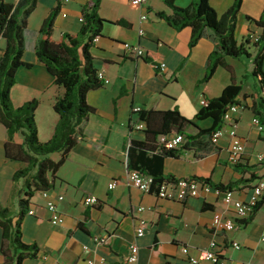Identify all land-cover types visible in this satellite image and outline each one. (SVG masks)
<instances>
[{"label":"crops","instance_id":"1","mask_svg":"<svg viewBox=\"0 0 264 264\" xmlns=\"http://www.w3.org/2000/svg\"><path fill=\"white\" fill-rule=\"evenodd\" d=\"M6 1L12 3V0ZM56 1L61 6L54 20L52 39L57 41L63 34L79 32L81 7L90 0H38L24 32L22 60L31 68L17 70L10 91L14 107L32 99L39 101L34 119L41 143L53 134L58 116L52 105L62 94V89L53 85V79L37 60L34 47L41 23ZM172 1L178 8H188L191 4V0ZM233 2L208 0L217 15L224 13ZM263 8L264 0H241L236 16L234 39L240 44L248 38L251 55L255 50L251 44L260 30L246 17L258 19ZM157 13L169 15L171 10L162 0H146L142 7L132 6L129 0L100 1L98 16L105 23L101 36L91 48V55L95 70L102 72L109 83L87 93L86 102L94 113L82 126V138L56 172L53 187L48 191L51 199L62 197L56 209L63 223L50 224L40 193L30 201L29 210L33 213L26 214L22 220V241L26 245H36L38 253L35 259L24 260L22 264H124L131 243L138 247V264H188V258L206 251L211 241L222 247L226 264H264V244L259 241L264 233V198L250 223L236 224L232 232L215 233L210 228L213 215L232 218V211L222 202V193L212 187L209 194L177 202L141 193L127 183L125 146L128 139L143 140L142 130L134 127L128 132L130 111L134 108L176 109L184 118L192 120L202 107V100L217 98L231 78L241 84L242 75L252 70L251 59L228 58L226 63L231 73L218 67L207 82L196 85L204 77L206 60L214 47L210 32L206 31L189 49L190 29L175 31L157 18ZM143 14L147 20L140 22ZM117 21H123L128 27L115 24ZM139 29L143 31L142 36L138 35ZM123 44L138 46L144 53H154L160 72H155L142 59L128 57ZM4 47V41L0 40V56ZM262 68L264 71V61ZM241 87V94L248 98L243 101L240 94L237 101L247 108L232 115L236 136L244 147L241 163L235 167L227 163L229 125H224V134L208 152L196 157V153L189 150L177 158L164 159V177L171 176L176 180L203 178L222 185L238 183L231 189L232 197L243 203L249 201L253 187L264 181V124L260 131L251 124L253 115L249 107L254 98L243 90L242 84ZM131 120L136 121V114ZM193 122L202 130L212 124L210 119ZM188 132L196 130L191 128ZM6 137V130L0 124V206L16 214V193L23 185L21 180L13 181L12 176L25 165L5 158ZM12 142L21 144L18 136H14ZM257 155L263 156L262 162L256 160ZM49 158L57 161L59 154H51ZM111 182L116 185L109 190ZM86 197L96 198L99 204L86 206L83 202ZM140 207L144 210L138 211ZM138 220H144L146 224L143 236L135 239ZM79 222L83 224V230L78 228ZM94 238H106V243H95ZM1 242L0 229V247ZM233 242L240 245L239 250L232 248ZM0 264H3L1 253ZM200 264L212 263L202 261Z\"/></svg>","mask_w":264,"mask_h":264},{"label":"trees","instance_id":"2","mask_svg":"<svg viewBox=\"0 0 264 264\" xmlns=\"http://www.w3.org/2000/svg\"><path fill=\"white\" fill-rule=\"evenodd\" d=\"M38 0H19L14 5L6 0H0V40L5 43L0 56V124L6 130L4 155L7 160L20 162L25 166L14 172L13 181H22L23 189L16 193L18 212L10 213L0 206V229L2 242L0 253L3 264H22L24 260L35 259L38 249L36 245H26L22 241L21 223L29 211L30 201L36 193L52 189L56 172L65 162L71 149L82 138V126L94 110L87 104L88 92L101 88L103 85L97 79V71L93 66L91 48L95 38L101 36L104 20L98 16L101 0H90L81 7V27L76 35L63 34L57 41L52 39L54 20L60 11V3L51 8L41 23L34 47L37 60L43 65L47 74L53 79V85L62 89V94L54 100L52 109L58 116L51 138L41 143L38 140L34 112L39 105L37 99L14 107L10 99L11 88L15 84V74L19 68H31L22 60L24 52V32L27 19L35 10ZM171 10L169 15L157 13V18L163 20L175 31L190 29L188 48L192 49L198 40L210 32L213 40V50L208 55L204 77L196 85L207 82L218 67L231 73L226 59H251L253 85L256 98L249 110L264 124V8L258 19L246 17V20L257 27L260 32L252 42L254 54L248 52L249 39L237 44L234 39L236 16L241 0H234L232 5L221 15L210 7L208 0H191L188 8H178L172 0H162ZM115 24L128 27L123 21ZM150 64L155 72H160L156 63V55L146 51L141 57ZM245 78V76H243ZM242 91L241 84H236L231 78L217 98L204 99L202 106L192 120L184 118L176 109L167 111L139 110L136 121L130 111L128 132L138 124H143V140L128 139L125 146L126 171H136L142 176L152 179L150 192L163 182L172 183L176 179L162 174V164L166 158H177L183 151H194L196 157L209 151L213 134L223 128V115L230 105H237L245 110L247 107L237 101ZM245 101L248 96L241 94ZM210 119L212 124L208 129H198L193 121ZM196 132L190 133L189 129ZM171 135H181L182 143L176 149H168L158 139ZM18 136L20 145L12 142ZM57 153L59 159L53 161L49 155ZM202 181L216 192L231 191L238 183L226 185L214 184L210 179L191 178ZM264 196L252 207L250 214L243 220L235 221L237 225L250 223L255 213L263 203ZM86 216H84L85 220ZM83 230V224L78 223Z\"/></svg>","mask_w":264,"mask_h":264},{"label":"built area","instance_id":"3","mask_svg":"<svg viewBox=\"0 0 264 264\" xmlns=\"http://www.w3.org/2000/svg\"><path fill=\"white\" fill-rule=\"evenodd\" d=\"M66 2L67 0H62ZM19 0H12V3L16 5ZM129 3L134 7H142L146 0H129ZM140 22H145L147 17L145 14L141 15L139 18ZM138 35L142 36V29L138 30ZM98 38H95V42ZM126 55L132 59H140L143 57L144 52L138 46H132L129 44L122 45ZM97 79L101 82L103 86L108 85L109 81L103 76V73L97 71ZM207 103L205 100L201 101V106H205ZM133 113L139 111V109H133ZM238 111H242V108L237 105H230L223 115V125H229V129L227 134L230 138V142L228 144V156L227 163L235 167L239 165L242 161V155L244 153V147L241 143L240 139L237 138L235 132V121L232 118V115L237 113ZM251 124L256 127L258 131L261 130V123L258 118L253 116L251 120ZM137 129L142 130L143 124L138 123L135 126ZM224 134L223 128L217 130L212 136V143H215L222 135ZM160 143H163L164 146L168 149H176L183 141V137L181 135H171L167 137H160L158 139ZM256 160L258 162L263 161L262 155H257ZM152 179L150 177L142 176L139 172L131 171L127 174V183L129 186L137 189L141 193L144 194H152L156 198L160 200H169V201H177L183 202L189 198H196L203 194H209L212 188L202 182L195 179H177L175 182L166 183L163 182L158 187L155 188L154 192H150V184ZM115 182H111L108 185V189L112 190L115 188ZM264 194V181H259L252 189L251 196L247 203H243L237 199L232 197L231 191H225L222 193V202L226 207H228L232 211V218H222L219 214H214L212 217V221L210 224V228L215 233H227L232 232L236 229L237 225L235 221H240L245 219L250 212L252 211V207L259 201V199ZM41 197L45 201V209L49 214V222L52 226H57L63 223L62 216L58 213L56 209V204L58 201L62 200L61 196L56 197L55 199H51L48 195V191L41 192ZM86 206H97L99 203L94 197H86L83 200ZM144 208H138V211H142ZM32 211L29 210L27 212L28 215H32ZM144 220H138V226L135 230V239H139L144 234L145 227ZM259 241L264 244V233L260 235ZM93 242L99 244H105L106 238H94ZM232 248L235 250L240 249V245L236 242L230 244ZM182 253H186V249H182ZM202 261H208L212 264H226L222 258V247L219 246L215 241H211L209 243V248L206 251L200 252L196 257L188 258V264H200ZM91 264V263H90ZM105 264V263H102ZM124 264H138V247L135 243H131L128 246V254L124 259Z\"/></svg>","mask_w":264,"mask_h":264},{"label":"rangeland","instance_id":"4","mask_svg":"<svg viewBox=\"0 0 264 264\" xmlns=\"http://www.w3.org/2000/svg\"><path fill=\"white\" fill-rule=\"evenodd\" d=\"M8 1H11V0H8ZM38 15V14H37ZM36 15V16H37ZM35 16V17H36ZM38 17V16H37ZM36 19V18H34ZM249 64L251 65V62H249ZM247 67V66H246ZM241 69L243 70L244 72V69H243V66H241ZM251 72H248V73H244L242 76H245V78H241L240 82L243 86V90H246L247 92H249L251 94V97L252 98H256V95H255V91H254V87H253V78L250 74Z\"/></svg>","mask_w":264,"mask_h":264}]
</instances>
